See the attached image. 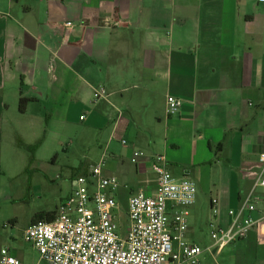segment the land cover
<instances>
[{
	"label": "crops",
	"instance_id": "obj_1",
	"mask_svg": "<svg viewBox=\"0 0 264 264\" xmlns=\"http://www.w3.org/2000/svg\"><path fill=\"white\" fill-rule=\"evenodd\" d=\"M98 87L107 99L95 100ZM168 96L182 100L175 115ZM92 132L102 133L91 148L103 151L104 174L119 181L118 208L139 191L154 195L153 159L163 155L171 173L182 171L177 180L209 193L213 222L228 227L264 152V4L0 0V163L15 156L23 164L15 176H26L19 141L31 146L45 134L36 163ZM137 151L144 155L133 162ZM189 234L190 226L195 243ZM7 248L24 262L22 250ZM203 248L199 264H264L254 231L223 250L213 241Z\"/></svg>",
	"mask_w": 264,
	"mask_h": 264
},
{
	"label": "built area",
	"instance_id": "obj_2",
	"mask_svg": "<svg viewBox=\"0 0 264 264\" xmlns=\"http://www.w3.org/2000/svg\"><path fill=\"white\" fill-rule=\"evenodd\" d=\"M264 4V0H259ZM70 25V24H69ZM96 101L107 99L104 87L95 89ZM182 100L167 97V112L177 114ZM84 116L81 117L84 120ZM126 144V141H123ZM135 152L133 162L143 156ZM260 171L249 192L241 199L226 228L210 225V237L218 250L237 241H245L254 231L264 244V152L259 155ZM102 157L88 174L76 180L71 195L57 208L54 220L30 224L24 241L38 252V264H199L209 249L187 241L189 208L197 198V186L190 179L177 180L166 159H153L156 190L149 196L139 191L128 201V233L117 234L115 192L119 181L104 174ZM214 217L219 214L213 202ZM0 264H25L9 248H0Z\"/></svg>",
	"mask_w": 264,
	"mask_h": 264
},
{
	"label": "rangeland",
	"instance_id": "obj_3",
	"mask_svg": "<svg viewBox=\"0 0 264 264\" xmlns=\"http://www.w3.org/2000/svg\"><path fill=\"white\" fill-rule=\"evenodd\" d=\"M101 138L102 133L100 135V132H92L88 140L78 138L73 146L70 141L66 148L59 151L57 157L54 155L47 159L46 156L34 163L26 176L25 174L15 176L23 164L15 156L5 155L0 163V247L4 245L3 247L22 250L26 264H38L40 256L31 244L24 241L23 232L36 214L56 211L71 195L76 187L77 178L84 174V168L99 162L103 151L99 147L92 149L91 145L96 143L97 139L102 145ZM20 153L22 163H25V157H30V153L27 154L26 151ZM185 170L187 169H183V172ZM179 174H182L181 170L174 172L173 176L177 178ZM197 189L196 202L188 210L190 223L188 239L203 248L212 243L210 222L214 219L209 204L211 198L209 193L200 186ZM127 204L124 198L115 214L117 234L123 238L127 236L129 225ZM11 223L14 225L11 226Z\"/></svg>",
	"mask_w": 264,
	"mask_h": 264
},
{
	"label": "trees",
	"instance_id": "obj_4",
	"mask_svg": "<svg viewBox=\"0 0 264 264\" xmlns=\"http://www.w3.org/2000/svg\"><path fill=\"white\" fill-rule=\"evenodd\" d=\"M27 102H28V100L25 98L20 99V107L19 108H20L21 112L24 111V106L26 105ZM44 138H45V134L37 143H35L34 145H31V146H25V145H22L20 141L18 142L19 146L24 147L30 153L29 168L35 162V152L43 144ZM56 215H57V209H56V211H53V212H43V213L36 214L32 218L30 224H33V223H36L39 221L50 222V221L54 220Z\"/></svg>",
	"mask_w": 264,
	"mask_h": 264
}]
</instances>
